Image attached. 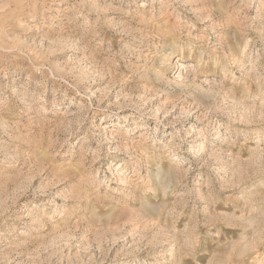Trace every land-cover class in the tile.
I'll use <instances>...</instances> for the list:
<instances>
[{"label":"rangeland","instance_id":"374dc122","mask_svg":"<svg viewBox=\"0 0 264 264\" xmlns=\"http://www.w3.org/2000/svg\"><path fill=\"white\" fill-rule=\"evenodd\" d=\"M0 264H264V0H0Z\"/></svg>","mask_w":264,"mask_h":264}]
</instances>
